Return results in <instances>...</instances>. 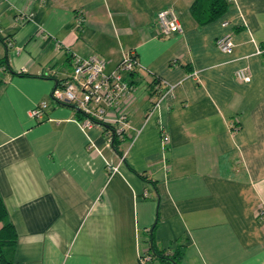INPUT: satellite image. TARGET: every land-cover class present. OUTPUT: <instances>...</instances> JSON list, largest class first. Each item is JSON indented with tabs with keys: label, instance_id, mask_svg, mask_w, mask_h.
<instances>
[{
	"label": "crops",
	"instance_id": "0c3cea01",
	"mask_svg": "<svg viewBox=\"0 0 264 264\" xmlns=\"http://www.w3.org/2000/svg\"><path fill=\"white\" fill-rule=\"evenodd\" d=\"M194 1L0 0V198L13 264H142L152 243L179 247L180 264H264V0H228L205 23ZM165 8L181 33L160 34ZM227 32L230 54L215 45ZM71 52L103 58L107 72L127 52L140 63L125 74L135 92L121 154L111 129H81L70 104L49 99ZM41 100L43 118L30 117Z\"/></svg>",
	"mask_w": 264,
	"mask_h": 264
},
{
	"label": "built area",
	"instance_id": "2783aa9c",
	"mask_svg": "<svg viewBox=\"0 0 264 264\" xmlns=\"http://www.w3.org/2000/svg\"><path fill=\"white\" fill-rule=\"evenodd\" d=\"M25 20L23 14L16 16L17 22ZM156 22L160 34L168 36L183 31L178 15L169 8L161 9L156 16ZM81 19H77L79 26ZM227 21L222 22L226 26ZM216 47L224 53L230 54L234 48L232 33L227 32L215 40ZM263 50L258 48L257 53ZM71 71L69 76L57 87H54L49 99L53 103H71L84 114L77 124L81 129L94 126V120L105 122L115 127V133L122 136L130 127L124 104L135 92V86L125 77L134 70L140 69V63L132 52H127L116 68L110 72L105 71L106 61L90 54L80 56L70 53ZM236 78L248 82L250 74L247 67H242L236 71ZM47 107V102L41 100L28 110V115L36 119L43 118V111ZM164 142L167 137L164 135ZM257 217L264 219V205L257 210ZM139 260L142 264H147L150 256L145 252L140 254Z\"/></svg>",
	"mask_w": 264,
	"mask_h": 264
},
{
	"label": "trees",
	"instance_id": "16d2710c",
	"mask_svg": "<svg viewBox=\"0 0 264 264\" xmlns=\"http://www.w3.org/2000/svg\"><path fill=\"white\" fill-rule=\"evenodd\" d=\"M228 5V0H195L191 5V11L194 15H196L199 22L205 23L212 19H215L217 16L222 14L226 10ZM0 42H4L3 38H0ZM0 64L7 65V59L5 56L0 58ZM9 71L12 72L11 70ZM135 71L136 70L130 72L129 74H132ZM130 82L134 85V82ZM67 104H70L73 107L78 120H81L84 117V114L79 111L73 104ZM94 122L105 125L107 128L111 129V136L108 140L111 142L112 147L118 153H120V151L117 149L119 142L121 141L117 139V137L122 138L124 134L122 136H118L115 133V127L111 124L99 122L97 120H94ZM15 242L16 233L14 227L8 218L7 211L0 198V264H13L11 260V252L15 246ZM145 253L150 256V260L158 257L164 264H166L167 262H170L172 264H180L181 251L179 247L172 252H166L165 250H158L152 243Z\"/></svg>",
	"mask_w": 264,
	"mask_h": 264
}]
</instances>
